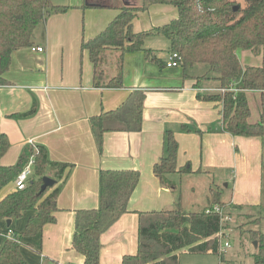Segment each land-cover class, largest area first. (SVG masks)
<instances>
[{
	"label": "crops",
	"instance_id": "crops-1",
	"mask_svg": "<svg viewBox=\"0 0 264 264\" xmlns=\"http://www.w3.org/2000/svg\"><path fill=\"white\" fill-rule=\"evenodd\" d=\"M138 2L83 0L81 8L57 4L69 9L48 17L40 26V37L34 36L30 47L19 48L11 55L4 75L8 85L0 87V132L9 143L16 140V148H22V152L32 141L45 149L49 161L70 165L51 187H59L54 223L45 225L34 236L21 238L19 251L26 264L83 263V257L71 247L74 216L77 210L98 206L99 173L103 170H133L140 177L128 201V211L100 236L99 264H121L124 256L136 253L137 212L171 210L178 201L185 211L201 212L207 207L204 203L210 191L220 194L228 219L232 210L257 209L264 204V136L234 137L223 131L221 104L197 98L198 94L217 93V82L213 80H204L195 87V78L208 70L199 76L187 72V67H166V62L148 49L164 64L158 66L159 71L143 54L138 59L141 67L132 70L133 79L129 81L125 67L131 59L126 54L122 76L126 84L123 82L121 88L94 86V67L81 49L82 41L102 32L119 8ZM155 6L168 11L165 24L177 15L172 6ZM152 8L158 7L151 6L146 12L150 10L154 17L157 10ZM152 25L149 30L160 26L154 20ZM36 47H42L43 52L32 51ZM119 54V50L112 49L99 53L97 66L107 70L109 78L115 73ZM237 58L243 68L264 67L263 54L240 50ZM198 88L208 91L198 92ZM134 90L145 93L141 130L105 133L99 151L89 119L116 109ZM245 97L250 111L248 122L262 123L264 131V93L248 91ZM33 107V114L11 117L27 114ZM166 132L172 133L177 143V170L190 169L167 176L174 184L172 188L162 185L152 174L154 163L164 154ZM1 163L14 165L3 160ZM13 191L12 182L0 191V200ZM27 218L26 214L12 219L10 225L7 220L0 221V249L10 232L25 230ZM229 221L224 226L227 234L231 230ZM179 253H186V249Z\"/></svg>",
	"mask_w": 264,
	"mask_h": 264
},
{
	"label": "trees",
	"instance_id": "trees-1",
	"mask_svg": "<svg viewBox=\"0 0 264 264\" xmlns=\"http://www.w3.org/2000/svg\"><path fill=\"white\" fill-rule=\"evenodd\" d=\"M139 1L138 5L119 8L102 32L88 41H82L81 49L87 52L94 67V86L121 88L123 58L128 53L142 52L147 61L162 68L164 64L151 50L144 48V42L148 36H163L169 41L170 54L177 53L179 66H207V74L195 78L196 88L204 80H213L217 82L218 89L224 90L221 94L197 95L200 100L221 104L223 131L234 137L263 138L262 123L248 122L250 111L245 93H264V67L243 68L237 51L264 55V0ZM155 5L174 7L176 17L149 31L134 32V19ZM68 9L67 6L54 5L51 0H0V87L8 85L4 75L9 69L12 53L19 48L30 47L36 29L48 17L63 14ZM110 49L120 51L112 78L104 68L97 69L99 53ZM144 97V91H131L116 109L89 119L99 151L105 133L141 130ZM33 112L34 107L27 114L11 117H26ZM163 144L164 154L154 163L152 174L162 185L172 188L174 184L167 176L190 172V169L177 170V143L172 133L166 132ZM9 148L7 136L0 132V191L13 182L31 155L35 162L33 179L27 187L22 191L14 189L0 200V221L28 215L25 230L22 233L10 232L2 245L0 264H26L19 251L21 238L34 236L45 225L55 221L59 187L47 188L39 193L42 178L52 176V180L59 181L70 165L51 162L44 148L36 146L37 151H34L29 146L14 165L4 166L1 160ZM139 177V172L133 170L100 171L98 206L77 210L74 216L71 247L83 257L82 264H99L100 236L128 211V201ZM219 197L218 192L210 191L207 207L201 212L185 211L180 201L171 210L137 212V250L134 255L124 256L121 264H180L179 252L183 249L192 255H219L222 260L221 244L216 236L222 228L220 217L217 213L206 212L214 206L224 207ZM249 233L251 240L256 242L252 264H264V234L258 231Z\"/></svg>",
	"mask_w": 264,
	"mask_h": 264
},
{
	"label": "rangeland",
	"instance_id": "rangeland-1",
	"mask_svg": "<svg viewBox=\"0 0 264 264\" xmlns=\"http://www.w3.org/2000/svg\"><path fill=\"white\" fill-rule=\"evenodd\" d=\"M139 1V0H138ZM54 5L65 4L74 7H80L83 4V0H51ZM140 2V1H139ZM138 2V4H139ZM157 13L154 17L151 15V11L144 12L136 20H134L133 29L135 31L149 30L153 25V20L160 26L165 24V19L167 17L168 11H165L163 7L154 6ZM173 9L172 7H170ZM90 11H103L100 9H87V12ZM174 11V9H173ZM96 13V12H95ZM89 14L87 13V18ZM169 22V21H167ZM149 26V28H148ZM41 30L38 27L35 31L34 36L40 37ZM37 35V36H36ZM144 48L151 49L159 55L163 62H167L170 56L169 41L166 40L163 36L152 35L148 36L144 42ZM142 56V52H135L127 54V58L131 59L129 66L126 65L128 80L132 81L133 79V69L141 67V64H138V59ZM144 58V57H143ZM126 59V58H125ZM154 67L159 71L157 64H154ZM180 69L181 66H179ZM98 70H101V68ZM208 68L206 65H192L186 68L187 72L197 74L201 76L204 72H207ZM125 79V78H124ZM126 84V80H123ZM220 93V92H217ZM221 94V93H220ZM15 141H10V148L3 157V162L6 164H15L19 157V154L22 152L16 147ZM14 188V185H13ZM223 188V186H222ZM263 192H264V180H263ZM227 194V191H226ZM207 202L204 203L206 205ZM200 211L201 209H196ZM188 212V211H187ZM225 213V212H224ZM230 221L228 225L230 226V232L228 233V238L226 239L229 243V248L223 254L222 260L219 255H192L188 253H182L179 256L180 264H252V256L256 253V248L254 242L251 240L250 231H258L264 234V204L262 207L257 209H243V210H232L230 213ZM250 214V216H249ZM226 215V213H225ZM256 220L252 222L251 220Z\"/></svg>",
	"mask_w": 264,
	"mask_h": 264
},
{
	"label": "built area",
	"instance_id": "built-area-1",
	"mask_svg": "<svg viewBox=\"0 0 264 264\" xmlns=\"http://www.w3.org/2000/svg\"><path fill=\"white\" fill-rule=\"evenodd\" d=\"M32 51H37V52L42 53L43 48L42 47L32 48ZM178 60H179V57H178L177 53L170 54V56L166 62V67H169V68L178 67L179 66ZM197 90H198V92H207L208 91V89H199V88ZM216 90H217V92L224 93V90H220V89H216ZM210 91H212V90H210ZM29 146H31L34 149V151H37V148L32 141H29ZM34 162H35L34 156L31 155L29 157L27 163L23 167V169L17 174V176L13 180V185H14L15 190L22 191L27 187V185H28V183L31 180V177L33 175ZM206 212L207 213H209V212L217 213L220 217L222 228L220 229V231L217 233L216 236L220 240V244H221L220 251H221V253L224 254L225 251L227 250V248H229V243L226 240L228 238V234L224 230L225 223L229 219L225 215L223 208H220L218 206H214L211 211L207 210Z\"/></svg>",
	"mask_w": 264,
	"mask_h": 264
},
{
	"label": "water",
	"instance_id": "water-1",
	"mask_svg": "<svg viewBox=\"0 0 264 264\" xmlns=\"http://www.w3.org/2000/svg\"><path fill=\"white\" fill-rule=\"evenodd\" d=\"M55 181L52 180L51 178L49 177H43L42 178V185L40 187V191L39 193H43L47 188H51L55 185ZM7 225H10V220H7L6 221ZM254 246L256 247V242H254Z\"/></svg>",
	"mask_w": 264,
	"mask_h": 264
}]
</instances>
